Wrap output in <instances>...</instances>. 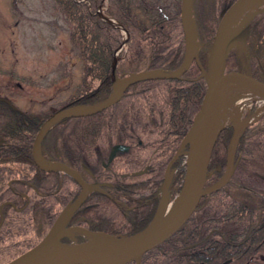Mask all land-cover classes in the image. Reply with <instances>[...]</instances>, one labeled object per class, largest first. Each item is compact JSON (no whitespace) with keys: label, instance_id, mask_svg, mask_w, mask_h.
<instances>
[{"label":"trees","instance_id":"trees-1","mask_svg":"<svg viewBox=\"0 0 264 264\" xmlns=\"http://www.w3.org/2000/svg\"><path fill=\"white\" fill-rule=\"evenodd\" d=\"M55 1L71 24L70 40L85 64L83 90L62 103L60 110L94 105L110 94L112 60L121 44L114 65L118 77L142 69L171 71L183 58L178 6L168 12L164 0ZM233 1H192L197 58L202 67L219 21L218 13ZM98 7L127 32L124 41L119 28L98 16ZM226 68L264 83V14L249 25L244 49L228 52ZM198 74L193 63L179 79L135 82L105 108L90 115L63 118L45 131L39 144L45 161L65 165L84 180L111 184L92 192L72 213L66 227L127 236L151 222L158 208L165 166L177 151L204 91V81ZM253 111L251 105L247 115ZM52 113L50 109L40 113L21 110L0 98V264L34 246L58 213L79 194V186L72 177L53 178L55 173L39 170L32 158L35 134ZM232 135L230 122L223 123L211 148L205 188L223 175ZM116 144L128 148L115 153L107 163L108 150ZM253 144L264 150V113L240 132L233 151L232 164L236 163L233 173L199 200L189 223L143 253L138 263L131 260L124 264H219V256L213 250L215 244L205 235L212 237L214 228L235 219L239 221L235 216H248L252 224L263 213L264 196L255 195L253 188L255 202L235 195L236 189L250 190L235 175L238 167L251 158ZM183 158L179 155L171 167L168 202L181 189ZM145 167V172L137 174ZM82 240V236H73L63 237L61 242Z\"/></svg>","mask_w":264,"mask_h":264},{"label":"water","instance_id":"water-1","mask_svg":"<svg viewBox=\"0 0 264 264\" xmlns=\"http://www.w3.org/2000/svg\"><path fill=\"white\" fill-rule=\"evenodd\" d=\"M247 1L248 0H235L227 9L220 13V19L215 28L208 50L206 65L205 68H203L197 59L198 43L192 21V0H180L179 20L185 48L182 62L176 69L168 72L145 69L131 73L124 78L126 81L120 89L115 90V87H113L112 93L99 104L85 106L83 110L70 108L57 111L44 120L35 134L32 150L37 149L38 151L39 142L44 132L59 120L93 114L117 100L127 85L137 81L178 79L194 62L199 71V77L205 82V89L198 109L192 117L191 124L179 146V149L183 146L187 147L184 160V176L181 189L172 200L174 201L177 199L178 203L176 209L166 222L159 229L155 230L157 222L159 223V219L157 220V213L160 204H167V188L172 175L169 170L178 155V151H176L173 158L164 169V181L160 188V200L157 212L151 222L143 230L127 236H111L101 232L84 230L90 234L89 237L83 235V241L66 244L60 242L61 237H70V235L64 233L65 222L83 203L86 196L91 191L108 184L97 182L84 183L80 176L67 166L60 164L55 166H43L35 160L32 154L34 163L38 169L46 172L62 171L64 173H71L78 180L81 190L77 198L62 209L46 234L34 246L4 264H101V261L107 264H124L131 260L138 263L143 253L166 240L190 217L201 197L223 184V182H221L220 184L204 188L205 174L211 148L215 136L220 129V125L215 126V122L218 113V99L223 83L226 81H235L264 103L263 82L241 71L227 69L225 66L229 51L224 44L227 29L235 14ZM103 18L111 25L121 28V26L112 19L108 17ZM122 31L126 34L124 29H122ZM114 60L115 57H113V61ZM232 141L235 144L236 137L234 140L232 138ZM126 149L127 147L124 145H115L111 147L107 161L111 160L115 152L125 151ZM144 171L145 169L137 174ZM40 250H46L47 254L45 259L35 263H27V261Z\"/></svg>","mask_w":264,"mask_h":264},{"label":"rangeland","instance_id":"rangeland-1","mask_svg":"<svg viewBox=\"0 0 264 264\" xmlns=\"http://www.w3.org/2000/svg\"><path fill=\"white\" fill-rule=\"evenodd\" d=\"M163 2L171 12L179 8L180 0ZM225 9L219 11V19ZM256 10L242 9L233 17L224 40L229 51L244 49L248 27L264 14V6ZM70 31L71 24L65 20L55 0H0V97L19 109L40 113L46 109L59 111L62 103L80 93L85 64L70 40ZM244 100L237 90L222 88L218 99L220 124H245L250 105H254L253 115L264 110V103L255 95L248 102ZM234 145H229V158ZM250 150L251 158L238 167L235 175L239 183L249 186L250 190L239 189L235 195L255 202V195L264 196V150L256 144ZM234 169L229 160L223 177L215 185L223 182ZM252 188V192L257 193L254 196ZM222 227L230 228V224L224 223ZM75 233L78 232L69 235Z\"/></svg>","mask_w":264,"mask_h":264},{"label":"flooded vegetation","instance_id":"flooded-vegetation-1","mask_svg":"<svg viewBox=\"0 0 264 264\" xmlns=\"http://www.w3.org/2000/svg\"><path fill=\"white\" fill-rule=\"evenodd\" d=\"M116 145H121V144H116ZM113 146H115V145H113ZM113 146H111V147H113ZM124 146H126V145H124ZM111 147L108 150V155H107L106 161L108 159L109 151H110ZM117 152H122V151H117ZM117 152H115V153H117ZM115 153L113 154L111 160L107 161V163H110L113 160ZM69 169H71V168H69ZM143 169H145V171H146L147 167H145ZM71 170H73V169H71ZM73 171H75V170H73ZM51 173H55L53 178L57 177L58 179H63L65 176L72 177L77 182V184L79 186L78 180L71 173L56 172V171L51 172ZM43 178L47 179L48 177H43ZM80 178H81V176H80ZM81 180L84 183H95V182H97V183L108 184V185L100 186V187H98V189H100L102 187H110L111 186V184L108 181L84 180L82 178H81ZM239 189H236V190H239ZM79 190H80V186H79ZM94 191H96V190L91 191L86 196L85 200ZM19 195H21V194H19ZM22 195H24L25 198L27 199L26 194L22 193ZM197 207L198 206H196L195 209H197ZM262 210H263V213L257 215L255 217L256 218L255 221H253L252 224L249 223V220L251 219L250 217L239 215L238 217L235 216L236 218L240 219L239 221L235 219V220H232L230 223H228V224H230V228L225 229L221 226V228H214L213 233H215V235H213L212 237H210L209 235H205L206 238H208L212 243L215 244L213 247V250L219 256V259H220L219 264H264V254H263L264 253V207L262 208ZM252 218H254V217H252ZM0 221H2V217H1ZM188 223L189 222L187 220L185 222V224H188ZM208 234H209V232H208ZM202 249L206 250V247H203ZM239 255H241V256L239 257Z\"/></svg>","mask_w":264,"mask_h":264},{"label":"bare ground","instance_id":"bare-ground-1","mask_svg":"<svg viewBox=\"0 0 264 264\" xmlns=\"http://www.w3.org/2000/svg\"><path fill=\"white\" fill-rule=\"evenodd\" d=\"M264 6V0H248L247 2H245L241 8L238 10L241 11L242 9H250L251 11L256 10L257 7H261ZM257 11V10H256ZM237 12V13H238ZM125 79H118L115 78V90H118L122 87V85L125 83ZM223 90L225 91H233V89L237 90V92H239L243 98H245L244 102H248L251 98H253V94L251 92H248V90L244 89L241 85H239L237 82L235 81H229V82H224L223 86H222ZM248 93V95H247ZM84 108H78V110H83ZM219 119L221 118V113H217V117H216V122H215V126H218L220 124ZM241 128V125H237L236 130H239ZM33 156L35 158V160L43 165L46 166L47 164L45 162H43V160L41 159L39 152L37 151V149L33 150ZM177 199H175L174 201L163 205L162 203L160 204L159 210H158V215H157V220L159 219V223L157 222L156 226H155V230L159 229L165 222L166 220L169 218V216L172 214V212L176 209L177 206ZM66 233H73V232H78L84 236L89 237L90 234L85 232L84 230L81 229H77V228H73V229H69L67 231H65ZM47 252L46 250H40L37 253H35L28 261L27 263H35V262H39L45 259ZM101 264H107L105 262H100Z\"/></svg>","mask_w":264,"mask_h":264}]
</instances>
